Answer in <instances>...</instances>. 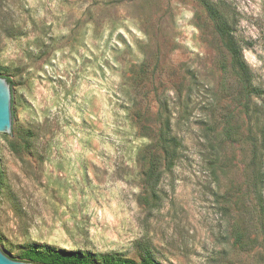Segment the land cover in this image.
Returning <instances> with one entry per match:
<instances>
[{
  "label": "rangeland",
  "instance_id": "1",
  "mask_svg": "<svg viewBox=\"0 0 264 264\" xmlns=\"http://www.w3.org/2000/svg\"><path fill=\"white\" fill-rule=\"evenodd\" d=\"M209 1L264 89V0ZM0 75L16 95V131L0 135L6 254L48 245L139 263L145 246L160 264H264L251 144L264 100L243 89L200 1L0 0ZM162 105L178 157L161 160L152 197Z\"/></svg>",
  "mask_w": 264,
  "mask_h": 264
},
{
  "label": "trees",
  "instance_id": "2",
  "mask_svg": "<svg viewBox=\"0 0 264 264\" xmlns=\"http://www.w3.org/2000/svg\"><path fill=\"white\" fill-rule=\"evenodd\" d=\"M206 8L209 17L213 20L215 28L219 33L223 45L230 55V66L235 75L238 77L243 89L248 96L261 98L264 100V89L257 87L253 83L251 71L246 64L242 47L234 34L233 23L230 22L226 13L217 10L209 0H198ZM7 80L14 84L10 75H4ZM163 122L162 129L158 137V143L162 149V158L154 156L148 161V167L145 171V181L148 192L152 197L157 196L158 187L162 178L163 169H161V160H163L164 169L170 170L175 165L178 157L179 141L172 135L171 120L167 108L162 105ZM14 113V110H13ZM252 144V164L254 165L253 177L255 180L264 182V168L261 157L264 155V126L262 127L261 139L251 135ZM11 150L21 156L20 150L16 143H10ZM30 138L27 141V148H31ZM261 163V164H260ZM2 172L0 169V179ZM142 248V258L139 263L132 259H122L111 254L95 255L83 253L81 251H70L65 249H55L48 245L31 246L20 252L19 257L26 261H34L42 264H160L152 255L149 247Z\"/></svg>",
  "mask_w": 264,
  "mask_h": 264
},
{
  "label": "water",
  "instance_id": "3",
  "mask_svg": "<svg viewBox=\"0 0 264 264\" xmlns=\"http://www.w3.org/2000/svg\"><path fill=\"white\" fill-rule=\"evenodd\" d=\"M14 110V113H13ZM16 131V95L11 83L0 75V135ZM0 264H42L15 259L0 248Z\"/></svg>",
  "mask_w": 264,
  "mask_h": 264
}]
</instances>
